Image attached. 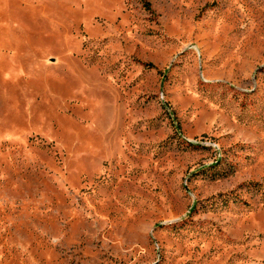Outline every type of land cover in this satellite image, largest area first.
<instances>
[{"label": "rangeland", "instance_id": "obj_1", "mask_svg": "<svg viewBox=\"0 0 264 264\" xmlns=\"http://www.w3.org/2000/svg\"><path fill=\"white\" fill-rule=\"evenodd\" d=\"M0 264H264V0H0Z\"/></svg>", "mask_w": 264, "mask_h": 264}]
</instances>
